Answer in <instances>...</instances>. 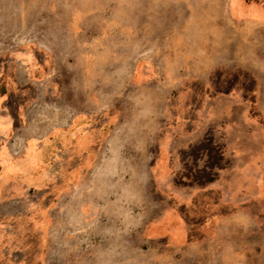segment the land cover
Instances as JSON below:
<instances>
[{
  "label": "rangeland",
  "instance_id": "374dc122",
  "mask_svg": "<svg viewBox=\"0 0 264 264\" xmlns=\"http://www.w3.org/2000/svg\"><path fill=\"white\" fill-rule=\"evenodd\" d=\"M0 55L99 116L116 172L70 257L264 264V0H0Z\"/></svg>",
  "mask_w": 264,
  "mask_h": 264
},
{
  "label": "crops",
  "instance_id": "0c3cea01",
  "mask_svg": "<svg viewBox=\"0 0 264 264\" xmlns=\"http://www.w3.org/2000/svg\"><path fill=\"white\" fill-rule=\"evenodd\" d=\"M28 65L27 83L0 74V264H118L95 252L70 257L65 246L68 233L86 232L88 203L100 209L91 191L109 194L105 186L113 184L115 164L101 157L99 116L56 98L48 77ZM5 68L0 55V73ZM51 244L61 245V257L52 256Z\"/></svg>",
  "mask_w": 264,
  "mask_h": 264
}]
</instances>
